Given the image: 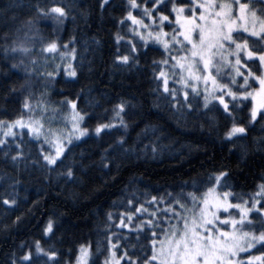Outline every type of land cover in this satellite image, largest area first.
<instances>
[{
  "label": "trees",
  "instance_id": "trees-1",
  "mask_svg": "<svg viewBox=\"0 0 264 264\" xmlns=\"http://www.w3.org/2000/svg\"><path fill=\"white\" fill-rule=\"evenodd\" d=\"M128 2L0 0V122L73 101L86 128L107 124L52 165L25 129L0 141V264H73L80 245L89 246L87 264H103L110 245L119 264H157L155 244L179 205L214 184L234 203L259 199L264 208V112L252 120L250 99L225 94L223 107L174 77L165 88L160 71L172 58L136 39ZM172 3L190 0L157 10L171 19ZM251 6L264 14V0ZM65 46L74 77L47 75L48 57ZM233 124L243 132L228 136ZM250 217L264 230L259 211ZM249 253L264 264V242Z\"/></svg>",
  "mask_w": 264,
  "mask_h": 264
},
{
  "label": "rangeland",
  "instance_id": "rangeland-1",
  "mask_svg": "<svg viewBox=\"0 0 264 264\" xmlns=\"http://www.w3.org/2000/svg\"><path fill=\"white\" fill-rule=\"evenodd\" d=\"M163 1L155 0V4L148 7L129 0L126 17L132 22L130 30L136 39L158 45L172 58L170 66L160 71L164 87L167 88L174 77L182 87L200 93L207 101L216 100L223 107H226L225 94L250 99L252 120L258 112H264V51H258L260 46L264 48V14L251 6L252 0L172 3L171 19L157 10ZM238 31L261 38L262 42L251 45L244 38L236 39L234 33ZM56 49L51 45L48 48L49 51ZM73 54L71 48L65 46L59 55L49 56L47 63L51 68L46 69L47 75L61 72L66 78L74 77ZM249 65L255 69L251 70ZM83 119L75 102L70 101L60 111L0 122V141L25 129L47 147L43 159L52 165L70 143L96 135L107 127L101 124L88 129ZM241 132L243 127L233 124L227 135ZM179 208L173 216L174 222L166 226L155 244L157 264L263 263V254L249 253L264 242V230L256 231L257 222L250 217L251 212L259 211L264 222V208L259 199L234 203L230 191H221L214 184L200 194L190 195V202ZM35 251H42L37 243ZM89 254V246L80 245L73 264H87ZM119 263L110 245L103 264Z\"/></svg>",
  "mask_w": 264,
  "mask_h": 264
}]
</instances>
